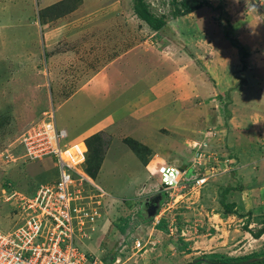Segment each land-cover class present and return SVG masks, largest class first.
<instances>
[{"label":"rangeland","instance_id":"1","mask_svg":"<svg viewBox=\"0 0 264 264\" xmlns=\"http://www.w3.org/2000/svg\"><path fill=\"white\" fill-rule=\"evenodd\" d=\"M85 1L115 4L110 10L114 14L132 11L131 0H0V232L10 230L19 221L12 202L3 200L1 190L9 188L31 196L39 184L56 177L51 157L21 159L23 151L17 145V139L43 113L51 112L56 126L67 132L63 144L88 141L87 172L93 175L87 173L89 182L80 186L85 216L76 234L81 237L75 240L84 253L113 264H188L195 259L209 260L211 253L230 259L263 257L264 235L256 242L243 236L244 222H238L236 215L224 218L218 203L221 190L236 185V177L231 174L237 167L232 150L238 149L235 145L243 137L233 135L228 128L230 119L237 129L242 126V118V123L248 121L250 125L251 115L258 110L261 113L256 117L264 116V105H258L259 96L264 94V35L253 43V50L237 40L241 32L251 30L246 25H251L249 17L258 2L205 0L208 6L192 13L189 19L201 29H196L199 38L181 32L180 42L167 36L166 22L173 20L168 14V0H144L153 15H164L161 34L167 36L166 40L160 34L154 36L130 13V24L125 22L128 49L122 48V57L114 59L112 51L122 46V41L105 28L98 37L101 43L89 39V31L103 23L99 19L103 14L97 15L98 9L84 8L83 13L87 11L95 18L83 19L84 24L76 20L83 16L78 8ZM260 20L264 17L255 19L264 27ZM109 30L112 33L117 28ZM223 31L247 51L245 58L241 60ZM44 33L49 38L45 43ZM203 35L215 48L216 59L210 65L208 57H202ZM217 39L231 48L219 50ZM109 43L111 48L107 47ZM162 48L163 59L170 60L155 64L151 51ZM172 59L179 65H173ZM218 63L221 72L230 68L228 80L212 68ZM107 65V70L110 65H120V71L126 74L119 73L111 81V101L106 99L102 108L91 106L85 117L91 119L95 116L90 112L98 111L116 113L117 119L104 128L107 136L94 134L95 140L83 133L73 137L86 130L91 121L77 119L78 130H72V123L65 124L60 116V108L68 104L72 94L83 108L89 107L83 101L89 90L84 88L97 85L87 84L94 76L98 83L104 80L100 73ZM212 77L220 88H215ZM261 124L258 122L259 130ZM124 139L144 147L139 152L141 160ZM255 141L263 145L264 134ZM159 165L190 167L193 176L202 175L207 180L199 189L186 192L181 187V191L163 190L156 175ZM229 197L237 201L235 193ZM122 219L127 222L120 234L116 226ZM258 227L252 226L251 231ZM137 242L139 246H134Z\"/></svg>","mask_w":264,"mask_h":264},{"label":"built area","instance_id":"2","mask_svg":"<svg viewBox=\"0 0 264 264\" xmlns=\"http://www.w3.org/2000/svg\"><path fill=\"white\" fill-rule=\"evenodd\" d=\"M65 138L52 113L46 112L17 139L23 151L21 159L51 157L56 177L52 182L39 184L31 196L1 190L3 200L12 202L19 221L10 230L0 232V264H113L84 253L75 243L81 237L76 234L82 229L81 217L85 216L80 186L90 179L83 166L84 140L68 146L63 144ZM186 172L187 169L159 165L158 184L163 190L186 192L199 189L207 180Z\"/></svg>","mask_w":264,"mask_h":264},{"label":"crops","instance_id":"3","mask_svg":"<svg viewBox=\"0 0 264 264\" xmlns=\"http://www.w3.org/2000/svg\"><path fill=\"white\" fill-rule=\"evenodd\" d=\"M256 1L258 2L255 5L256 9L254 12H252V16L249 17L251 25L247 24L250 22H244L245 24H247L246 25L247 27H250L251 30L249 31V29H248V31H246V32H244V31L241 32L240 33L241 34L240 39L236 37L237 40H239L242 44H244L245 46L247 45L246 49H248V50L250 48H252L251 50H253V48H254L253 43L255 41H259V38H261L264 35V29H263L264 27L263 26L261 27L260 24L257 25L258 21H255L256 18L260 19V17H264V0H256ZM85 2L81 3L80 7L78 8L81 11V14L83 16L80 18L76 17L77 22L84 24L85 22H83V19L89 18V17H91L92 19L95 18L94 16H92V14H91V16H88L89 14L87 11H86V13H83L84 8H85V10H87L89 8H93L96 10L98 9L99 12H96V14L98 13L97 15H100V16L103 14V16L100 17L99 19H103L104 21H103V23L96 24L97 25L96 28L91 29L89 31V33L92 34V36L89 39L92 41H94L95 39H97V41H100L98 37L102 36L101 34L103 32L101 29L105 28V32L110 33L112 36H114V38L116 37L120 41H122V46L119 45V47L117 46L114 49V51H112V54H114L112 56L113 57L116 56V58H114V59H119L120 57H122L123 49L124 50L128 49V48H125L129 43L127 40L126 34H125L126 33L125 31L127 30V27H125V22H126V24H130L131 17H132L131 14H133L132 11H130L131 14L129 12H125V11H121V12L119 11L118 13L114 14V13L110 12V10L115 8V4H108V5L104 6L105 4H103V2H98V3H97V1H96V3H91V2L85 3ZM203 7L204 6H202L200 8L203 9ZM200 8H198L197 10H195L192 13L193 14L197 13L198 11L201 10ZM102 9L106 10V11L104 12ZM43 10H45V9H43ZM192 13L166 22L165 27L168 30L167 36L170 38H175L176 41H180V42H182L181 36H183V35H181L182 34L181 32L185 33L186 36H188L189 38H191L190 34H193V35L197 36V38H199L198 34H200V32H196V29H198V30H201V29H199V27L194 22L191 23V20H189L190 16H192ZM247 15H250V13ZM127 18H128V20H127ZM119 19L121 22H119ZM202 20H204V19H202ZM115 21L117 23H115ZM260 21L264 22V20H260ZM205 22H206V20H205ZM254 22H256V23H254ZM141 23L144 24L143 22H141ZM100 26H102V28ZM112 27H116L117 31L111 33L112 30H109V28H112ZM93 31H95V32H93ZM161 31L158 33L153 32L152 34H155L154 36H156V35L159 36V34H160L162 36V38L163 39L165 38V40H166L167 36L166 35L163 36V34H161ZM62 32H63V30H61V34H62ZM100 32H102V33H100ZM94 34H95V36H93ZM43 35L44 36H43L42 41L45 43V42H47V40H49V38L46 39L47 37H45V33ZM210 35H212V34H210ZM216 36H218V33ZM201 40H203V44L205 43L204 46L200 45V48H203V56L202 57H208L207 65H210L212 60H214V58L216 57L215 48L212 46L213 42H210V40L207 39V36H204V35H203ZM213 40H215V39H212V41ZM199 41H200V39H199ZM221 41L223 42L222 39H217V43L219 42L218 43L219 50H224L225 48H227V49L231 48V47H229V45H226L224 42L222 43ZM262 42L260 43L261 46H262ZM100 43H101V41H100ZM102 44L105 45L103 42H102ZM108 45H110V46H108ZM108 45H107V47L111 48L112 44L109 43ZM263 46H264V43H263ZM197 48H199V45L197 46ZM163 53H164L163 48L160 49V51H158V50L157 51L156 50L151 51L152 56H155V57H153L155 64H160V62L165 63V61L168 62L170 60L168 58L163 59L164 58ZM197 58L200 59V57H197ZM170 62L173 65H176V66L179 65L178 63H174L173 59ZM108 66L109 65H107L106 68L104 67L103 73L99 72L100 75L103 74V76H101V77H105L104 80H101V82L98 83L97 77L94 76L87 84L92 85V84H94V82H96L97 85H93V87L91 86L90 88H87L84 86L85 87L84 89L89 90V92H88V94L85 93V97H84L83 101L89 103V105H88L89 107H84L85 108L84 109L82 107V104L80 101L76 102V99L73 100V97H75V98H77V97L75 96V94H72V98L69 99L68 104L64 103L63 108H60V111H59L60 116L63 117V121L65 124L70 123V122L72 123L71 125H69V128L72 130L77 129V125H79L77 123L78 122L77 119H79L80 121H85V120L91 121L90 123H88L86 125V126H88L86 128V130H84L80 134H76L75 136L73 135V137H76V136L81 135L83 133H87V137H90L94 134H99V135H102V134L105 135L106 134V136H107V133H105L104 128L108 127L110 124L115 122V121H111V120L117 119L116 113H113V112L112 113L111 112L106 113L105 112V114H104L102 112L93 111L94 110L93 108H92L93 112H90V114L91 115L94 114L95 117L92 116L91 119H86L87 117H85V115L88 111V108H90L91 106L92 107L98 106L99 108H102V104L105 103L104 101H106V99L108 101L109 100L111 101V97H110V95L112 93L111 81H114L116 79L115 76L118 77L119 73L124 74V75L126 74L125 71L124 72L120 71L121 70V69H119L120 65H117L118 68L110 65L111 69L107 70ZM206 67H204V68H206ZM212 68H215L220 72L222 70V66L219 63L217 65H214V67H212ZM65 70H68V69H65ZM104 73H106V74H104ZM221 73H222L221 78L223 80H226V79L228 80V76L231 74L230 68L228 69L226 67V69L223 70ZM108 76H111V77H108ZM212 80L214 81L215 88L216 89L220 88L219 85L217 84L218 80L215 77L214 78L212 77ZM229 80H231V77ZM48 84H49V81H48ZM77 84H79V83L77 82ZM233 84L234 83L232 81L231 85H229V87L231 88L233 86ZM141 92H142V95H144L143 91H141ZM242 97H244V96H242ZM259 97H260V103H258V105L260 108L261 105H264V101L262 100V99H264L263 98L264 94L260 95ZM108 98H110V99H108ZM151 98H152V96L150 97V99ZM102 99H104V100H102ZM262 102H263V104H262ZM146 105H147V102H146ZM259 113H261L260 110L254 112V114L251 115L250 119L251 120L253 119V120L249 123L250 125H248V121H246L245 123H242V121L244 120V118H242L240 121L242 126L239 125L238 128L235 129V123L236 122H233L232 119H230V121H229L230 127H228V128H230V130L234 131L233 135L236 136V133H237V134H240V136L243 135V137H240L239 138V144L235 145V146H239V147H236L238 149L232 150L233 151L232 154L234 156L233 158L236 160L237 167H235V171H233L231 174H233V176L236 177V179L234 178L236 180V181L234 180L235 181L234 184L236 183V185L235 186H233V185L229 186L232 190L227 193L228 197L226 195V200L228 198L227 203L234 204V208H233L234 214H232V215H236L235 217L238 220V222L243 221L244 222L243 225L246 224V228L248 227V230L251 233H255L262 226L260 224V222H261L260 220L264 218V147H263L264 144L260 145L261 142L255 141L260 136H262V134H264V116H260V118L256 117V116L260 115ZM103 114H104V116H103ZM258 122L262 123L260 125V130L258 127L259 126ZM256 123H257V126H256ZM253 124L256 127H254ZM89 125H91V126H89ZM62 130L65 132L66 137H67V132L64 129H62ZM229 135H232V133L230 131H229ZM87 137H85V138H87ZM232 143H233L232 145L234 147V142H232ZM233 193H235V195H236L235 200L237 199V201H233L230 199L229 195L233 194ZM226 217L228 219V215H226L224 218H226ZM254 225H257L259 227L256 231H251L252 226H254ZM244 234L245 235H243V236H250V234H248L247 232H245ZM262 235H264V234H262ZM262 235L257 239L252 238V240L256 242L257 240H259L262 237ZM240 236L242 237V235H240Z\"/></svg>","mask_w":264,"mask_h":264},{"label":"trees","instance_id":"4","mask_svg":"<svg viewBox=\"0 0 264 264\" xmlns=\"http://www.w3.org/2000/svg\"><path fill=\"white\" fill-rule=\"evenodd\" d=\"M168 4L171 7L170 11H169V17L171 19H175L178 17H182L185 16L187 14H190L192 12H194L195 10H197L198 8L202 7V6H208L207 5V1L205 0H168ZM131 9H132V13L133 15L140 20L141 22H143L150 31L158 33L160 32L163 27L165 26V19H164V15H160V16H155L153 15L150 11H149V7L148 5L144 2V0H131ZM229 27V26H228ZM223 35L224 37L228 40L229 44L236 49L237 54L240 56L241 60L243 58H245L247 56V51L237 42V40L231 38L228 36L227 31H223ZM93 137L95 140L97 139V136H91ZM99 141V140H98ZM88 141L85 139L84 144L86 146V151H88ZM124 142L128 145L129 149L134 153V155L136 157H139V152L141 147L144 149L143 146L138 145L137 143H135L134 141H131L130 139H124ZM141 160V159H140ZM87 158L85 157V165H84V171L86 173V175L90 176V172H87ZM180 168V167H178ZM182 169V168H180ZM188 174L192 173V170L188 168ZM88 173V174H87ZM93 174H91L92 176ZM88 176V177H89ZM7 191L13 190V189H9L6 188ZM232 189L230 187H225L221 190L220 194H219V199H218V203L221 206L223 213L225 215H232L234 214V204L232 203H227L225 201L226 195L229 191H231ZM248 221V220H247ZM121 224L117 225V231L120 234L124 233L125 230V226H126V222L127 219H122L121 220ZM260 224L262 225L255 233H251L247 228H246V224L243 227V230L245 232H247L248 234H250V236L253 239H257L259 238L262 234H264V218L261 219ZM209 260H204V262H202L203 264H219L220 262H224L223 264H228V263H239L242 261H245L247 259L250 258H259L261 256H257V255H253V256H246V257H242L239 259H230L227 257H224L223 255H217L214 253H211L208 255ZM212 258V259H211ZM218 259V261H214L213 259ZM262 260H258L254 263L251 264H264V256L262 257ZM196 264H201L200 263H196Z\"/></svg>","mask_w":264,"mask_h":264},{"label":"water","instance_id":"5","mask_svg":"<svg viewBox=\"0 0 264 264\" xmlns=\"http://www.w3.org/2000/svg\"><path fill=\"white\" fill-rule=\"evenodd\" d=\"M262 259H263L262 257L261 258H250V259H247V260L239 262V263H228V264H251V263H254V262H256L258 260H262ZM198 262H204V259H195L188 264H196Z\"/></svg>","mask_w":264,"mask_h":264}]
</instances>
